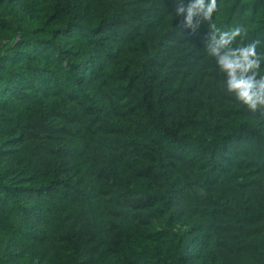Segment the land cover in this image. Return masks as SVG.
Instances as JSON below:
<instances>
[{"label": "trees", "instance_id": "obj_1", "mask_svg": "<svg viewBox=\"0 0 264 264\" xmlns=\"http://www.w3.org/2000/svg\"><path fill=\"white\" fill-rule=\"evenodd\" d=\"M176 2L0 0V264H264V109L205 50L264 56V0Z\"/></svg>", "mask_w": 264, "mask_h": 264}, {"label": "clouds", "instance_id": "obj_2", "mask_svg": "<svg viewBox=\"0 0 264 264\" xmlns=\"http://www.w3.org/2000/svg\"><path fill=\"white\" fill-rule=\"evenodd\" d=\"M216 10L217 0H190L187 5L177 0L175 16L183 17L184 28L195 33L202 22L211 20ZM210 27L205 50L225 75L226 92L250 111L264 109V76L260 75L264 56L257 51L260 41L233 46L242 36L241 27L229 30H221L214 24Z\"/></svg>", "mask_w": 264, "mask_h": 264}]
</instances>
